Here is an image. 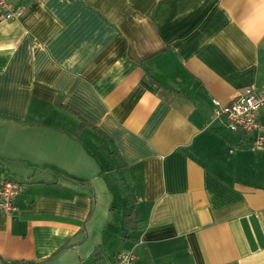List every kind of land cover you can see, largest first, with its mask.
<instances>
[{"label": "crops", "instance_id": "0c3cea01", "mask_svg": "<svg viewBox=\"0 0 264 264\" xmlns=\"http://www.w3.org/2000/svg\"><path fill=\"white\" fill-rule=\"evenodd\" d=\"M0 24V264H264V0H19ZM264 126V107L258 112Z\"/></svg>", "mask_w": 264, "mask_h": 264}, {"label": "built area", "instance_id": "2783aa9c", "mask_svg": "<svg viewBox=\"0 0 264 264\" xmlns=\"http://www.w3.org/2000/svg\"><path fill=\"white\" fill-rule=\"evenodd\" d=\"M19 0H0V24L15 20L22 14ZM215 118H223L232 131L253 135L252 146L261 147L264 142V126L258 120V112L264 107V88L248 86L239 92L228 104L212 99ZM22 191V185L9 179H0V210L11 218L15 211V198ZM134 256L129 251H120L106 264H133Z\"/></svg>", "mask_w": 264, "mask_h": 264}]
</instances>
